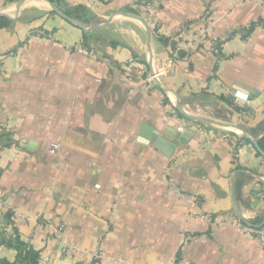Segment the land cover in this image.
<instances>
[{
  "label": "crops",
  "instance_id": "crops-1",
  "mask_svg": "<svg viewBox=\"0 0 264 264\" xmlns=\"http://www.w3.org/2000/svg\"><path fill=\"white\" fill-rule=\"evenodd\" d=\"M138 1L58 0L82 28L0 0V239L47 264H264V154L244 135L264 146V0Z\"/></svg>",
  "mask_w": 264,
  "mask_h": 264
},
{
  "label": "built area",
  "instance_id": "built-area-1",
  "mask_svg": "<svg viewBox=\"0 0 264 264\" xmlns=\"http://www.w3.org/2000/svg\"><path fill=\"white\" fill-rule=\"evenodd\" d=\"M152 28L151 29H155V23L150 21ZM212 28L210 26H208L207 28H205L201 34L205 35L207 32L211 31ZM189 46L191 45V42L188 43ZM75 52L80 54V55H87L90 58H98V54L95 53L94 51H92L91 49H88L84 44H79L75 46ZM174 62V58L171 57L168 59V64H172ZM165 73V69H155L153 70L149 76L147 77V81L149 84H154L156 82V78H160L163 74ZM239 94V92H236V99H248V97L246 95ZM60 144L59 143H52L51 147H50V153L51 154H55L57 152V150L59 149ZM242 151V147L241 146H237L236 148V153L238 154L239 152ZM236 154V155H237ZM63 228L60 227L59 231H62ZM256 235H257V239L259 240V242L264 246V228L259 229L258 231H256ZM94 258L99 259L101 261L105 260V259H109V257L107 255L104 254L103 249L101 247V245H98V247L96 248L95 252H94ZM51 257L50 255H43L39 258V263L40 264H47L48 262H50Z\"/></svg>",
  "mask_w": 264,
  "mask_h": 264
},
{
  "label": "trees",
  "instance_id": "trees-1",
  "mask_svg": "<svg viewBox=\"0 0 264 264\" xmlns=\"http://www.w3.org/2000/svg\"><path fill=\"white\" fill-rule=\"evenodd\" d=\"M9 2H16L19 0H8ZM50 3L57 4L58 0H47ZM138 5H141L145 8H148V0H139ZM9 18L6 16H0V28L6 27L9 24ZM242 140L248 141L247 139L242 138ZM249 142V141H248ZM261 148L264 150L262 141L259 142ZM0 244H7L8 246H13L17 250V257L12 262L5 258L0 257V264H39V251L35 250L33 247L28 246L22 242L19 237H16L14 242L9 240L6 237L0 239Z\"/></svg>",
  "mask_w": 264,
  "mask_h": 264
},
{
  "label": "water",
  "instance_id": "water-1",
  "mask_svg": "<svg viewBox=\"0 0 264 264\" xmlns=\"http://www.w3.org/2000/svg\"><path fill=\"white\" fill-rule=\"evenodd\" d=\"M24 2H25V0H19L18 3H17V6L20 7ZM50 4L52 6V10L54 12H56L58 15H60L64 19L70 21L71 23H75V24L79 25L80 27L85 28L82 25H80L77 22H75L72 19H70L63 11H61L58 7H56V5H54L53 3H50ZM132 16L136 17V18H139L140 20L144 21L141 17H138L136 15H132ZM145 23H146V21H145ZM156 82L158 83V85H161L160 82H159V77L156 78ZM180 109L187 117H190V118L198 120V121H204V119H202V118L191 116L181 106H180ZM143 130L145 132H147V133H142L141 136L144 137L146 141H152V140L156 141L157 142L156 145L160 149L167 148L168 151L166 153H167L168 156H170V151L171 152L174 151L175 146L179 143V141L177 139H175L174 141H168L166 138H164L162 135H160L159 131H153V130L149 129L146 126H143ZM244 135H245V137L248 140H250L253 143V145L255 146V148L259 152L264 154V152L261 150L257 140H255L254 138L250 137L247 133H244ZM172 137H174V136L172 135ZM156 138H157V140H156Z\"/></svg>",
  "mask_w": 264,
  "mask_h": 264
}]
</instances>
